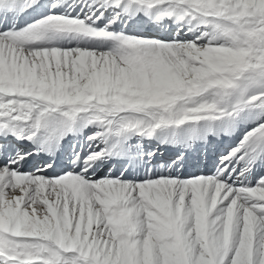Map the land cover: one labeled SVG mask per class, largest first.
<instances>
[{
    "label": "snow or ice",
    "instance_id": "1",
    "mask_svg": "<svg viewBox=\"0 0 264 264\" xmlns=\"http://www.w3.org/2000/svg\"><path fill=\"white\" fill-rule=\"evenodd\" d=\"M0 264H264V0H0Z\"/></svg>",
    "mask_w": 264,
    "mask_h": 264
}]
</instances>
